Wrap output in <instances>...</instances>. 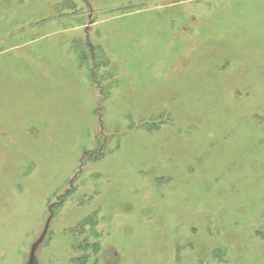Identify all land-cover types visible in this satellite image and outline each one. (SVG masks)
Listing matches in <instances>:
<instances>
[{
    "label": "rangeland",
    "instance_id": "1",
    "mask_svg": "<svg viewBox=\"0 0 264 264\" xmlns=\"http://www.w3.org/2000/svg\"><path fill=\"white\" fill-rule=\"evenodd\" d=\"M0 264H264V0H0Z\"/></svg>",
    "mask_w": 264,
    "mask_h": 264
}]
</instances>
